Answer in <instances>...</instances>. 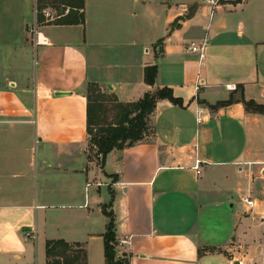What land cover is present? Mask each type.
<instances>
[{"label": "crops", "instance_id": "0c3cea01", "mask_svg": "<svg viewBox=\"0 0 264 264\" xmlns=\"http://www.w3.org/2000/svg\"><path fill=\"white\" fill-rule=\"evenodd\" d=\"M234 1L85 0L84 23L62 24L0 0V264H47L52 239L106 264L104 204L129 264H264V113L240 100L264 104V0ZM90 82L122 102L168 86L184 105L160 99L151 139L102 167Z\"/></svg>", "mask_w": 264, "mask_h": 264}, {"label": "trees", "instance_id": "16d2710c", "mask_svg": "<svg viewBox=\"0 0 264 264\" xmlns=\"http://www.w3.org/2000/svg\"><path fill=\"white\" fill-rule=\"evenodd\" d=\"M238 3L241 0H235ZM57 5V6H56ZM64 9L60 12V7ZM85 0H38L37 13L42 14L47 7L59 9L57 12L58 22L62 24L84 23ZM66 9L68 12L66 13ZM191 14V13H190ZM190 14L186 15L189 16ZM185 16L178 17L172 24V30L178 27L179 21ZM159 39L157 44H161ZM158 73L157 65H147L144 69L145 81L154 85ZM160 99H168L176 105L183 106L184 101L174 95L173 89L168 86L149 91L137 101L122 102L116 95L102 91L99 84L90 82L87 86V132L89 151L98 158L103 167L107 155L114 149H123L139 142L148 141L147 137L154 134L151 123L157 102ZM235 97L228 101L219 102L216 106L232 102ZM240 100L247 110L264 113V104L255 100H247L241 91ZM117 177V176H116ZM115 177V178H116ZM111 204L103 205V212L109 218L107 231L104 237V252L106 264H129L126 257H117V235L115 231V215L110 210ZM47 264H88L87 252L81 243H69L63 239H52L46 242Z\"/></svg>", "mask_w": 264, "mask_h": 264}, {"label": "built area", "instance_id": "2783aa9c", "mask_svg": "<svg viewBox=\"0 0 264 264\" xmlns=\"http://www.w3.org/2000/svg\"><path fill=\"white\" fill-rule=\"evenodd\" d=\"M212 2L216 3V1H212ZM36 12H37V9H36ZM43 12H44V14L47 17H52V12L51 11L44 10ZM32 30L38 35V37H37L38 41L46 42V39H43V41L39 40V39H41L40 32H38L34 27L32 28ZM204 48H205V44L204 43H202V44H191L189 46V49H191L192 51L199 52L201 58H203L205 56ZM227 87L230 88V89H236V85L235 84H228ZM197 119H198L199 122L201 121L200 118H197ZM201 163H202V159L197 157L195 159V161H194V164L191 166V168L195 169L197 171V173H200L201 172ZM245 202L248 205H250V207L254 206V201L252 199H250V198H246Z\"/></svg>", "mask_w": 264, "mask_h": 264}, {"label": "rangeland", "instance_id": "374dc122", "mask_svg": "<svg viewBox=\"0 0 264 264\" xmlns=\"http://www.w3.org/2000/svg\"><path fill=\"white\" fill-rule=\"evenodd\" d=\"M196 5H197V4H193L192 6L189 7L188 14H190V13L193 12V10H194V8L196 7ZM56 6H57V5H56ZM58 7H60V9H61L60 12L62 11V9H64L62 6H58ZM51 10H52V9H51ZM58 10H59V9H54V8H53L52 11H53L54 14H56V13L58 12ZM150 139H151V137H147V140H150Z\"/></svg>", "mask_w": 264, "mask_h": 264}, {"label": "water", "instance_id": "95a60500", "mask_svg": "<svg viewBox=\"0 0 264 264\" xmlns=\"http://www.w3.org/2000/svg\"><path fill=\"white\" fill-rule=\"evenodd\" d=\"M110 88H112L110 85H109Z\"/></svg>", "mask_w": 264, "mask_h": 264}]
</instances>
